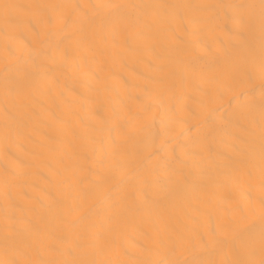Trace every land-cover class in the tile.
<instances>
[{
	"label": "bare ground",
	"instance_id": "6f19581e",
	"mask_svg": "<svg viewBox=\"0 0 264 264\" xmlns=\"http://www.w3.org/2000/svg\"><path fill=\"white\" fill-rule=\"evenodd\" d=\"M0 264H264V0H0Z\"/></svg>",
	"mask_w": 264,
	"mask_h": 264
}]
</instances>
